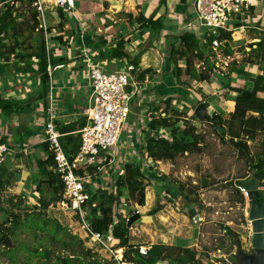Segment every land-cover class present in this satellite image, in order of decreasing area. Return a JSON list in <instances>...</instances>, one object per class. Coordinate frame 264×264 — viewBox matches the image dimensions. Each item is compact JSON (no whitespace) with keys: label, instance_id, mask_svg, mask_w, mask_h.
<instances>
[{"label":"trees","instance_id":"obj_1","mask_svg":"<svg viewBox=\"0 0 264 264\" xmlns=\"http://www.w3.org/2000/svg\"><path fill=\"white\" fill-rule=\"evenodd\" d=\"M0 2L2 3L0 8V56L6 62H8L10 56H13L17 60L29 59L28 61H30L31 59H36V73L40 81V94L38 98L45 99L50 86L47 66L57 63L61 64L63 59H53V52L46 50L44 33L49 34L52 29H56L60 33L64 29L65 18L62 11L59 9V22L56 27L46 28L44 30L40 27L41 23L38 20L39 14L36 11V7L33 6L36 0H0ZM20 6L26 7L28 18L18 11V7ZM126 16L132 26L133 24L137 25L136 30L138 31L150 29V34L152 35L153 33L159 34L164 28L160 17L155 18L153 15L145 17L141 12L136 16L130 13L126 14ZM24 29L36 35L34 39L35 45H29L27 47L28 52L18 50V46L23 45V42L18 39ZM55 38V40L61 41L59 35ZM232 38V34L229 32H221L217 37L205 36L201 39L191 32H184L176 37L175 41L178 45L170 46L167 59V62L174 63L171 77L175 80L176 84L179 86L188 84L187 82L193 79L199 82H208L210 75L206 72L198 73L193 67V58L195 57L205 63L208 61V56L205 53H208V51L212 53L214 40L217 42L225 41V44H229ZM6 40L9 42V45ZM127 42L128 39L124 38L117 40L109 58H126L127 60L128 55L124 52ZM256 45L259 46L260 52L264 51V42L250 44L252 47ZM225 53L227 55L230 54L229 51ZM182 60L184 62L183 70L177 66L178 61ZM131 63L137 67L135 58L131 60ZM207 64L211 68L212 64L209 61ZM234 71L237 74L249 77L247 72L244 73V71L238 69ZM151 72V69L141 71L138 73L137 79L142 81L144 76ZM249 81L253 84L250 89L246 87L232 89L237 95L233 99L234 104L227 118H224L216 112H213L211 115H202L200 118H196L194 114L191 115V118L212 126L213 132L218 136L219 141L224 144H229L235 150L238 157L243 159L247 165V173L240 178L242 180H248L252 173L256 171H263L264 173V98L258 96L259 92L264 91V70L262 74L249 79ZM178 90L180 91L181 89ZM173 99V97H166L164 101L156 104V106L152 105V112L160 111L162 108L160 113L164 117L160 115L155 117L152 113H149L151 119L146 120L148 129L144 132V149L147 157L153 162L172 161L180 154H202L205 149L203 133L198 131L196 126L189 123L186 117H182V113L178 112L175 107H172L171 102ZM203 101L205 102V100ZM22 108L23 105L19 102L0 98V112L5 116L20 112ZM183 110L185 113L189 111L186 106L183 107ZM84 124L85 120L57 128L61 134H65L60 138V142L69 157L76 153L80 142L79 135L77 133L73 134V132L81 129ZM218 128L224 129V132L219 133ZM161 129L168 132L170 140L151 136V131ZM258 136L261 137L259 152L253 155L250 151L249 142L255 141ZM52 163V158L49 156L43 161V167L45 170L47 168L45 178L41 179L34 188V192L38 193L39 205L37 208L42 210H46L50 204L59 200L63 188L58 177L49 169ZM5 169L4 166L0 169V193L10 185L8 178L11 174H6ZM81 171L82 168H79V172ZM151 171V167L147 172L141 171L140 165L135 162L125 163L123 168L114 175L115 192L109 193L104 190H99L92 196L90 210L87 214V221L90 224L91 231L106 234L111 228L113 248L123 249V259L128 263L157 264L158 261L166 260L168 264H201L197 253L193 249L179 245L152 244L145 255L140 254L138 251L139 245L130 242L129 230L125 219L121 217V214L114 213V210L120 205V200L124 195L130 203L144 207L145 188L150 183L149 179L154 177V174L150 173ZM235 181H231L229 185H232L236 194L235 200L244 205V203H248L247 198L243 197L242 193L236 187ZM262 183L260 182L259 185ZM203 186V188L207 186L206 182L203 183ZM181 188L183 189L182 185ZM195 188L193 187L191 191L195 190ZM169 193L173 194L172 192ZM192 194L194 193L190 192L187 195L183 193L182 196L184 199H188L187 201L189 203H194L189 197ZM261 195L264 200V193H261ZM0 211L4 212L2 207H0ZM157 211V208H154L149 212V215H153ZM190 213L194 216L195 212L191 209ZM35 214L37 216L40 215L39 211ZM27 216L25 221L22 222L24 227H26L27 223L33 221L39 230L47 231L52 239L58 238L57 233L59 232L64 236V238L59 240L60 249H62L61 252L55 254L53 250L43 249L35 250L33 255H39L44 259H50L51 255H55V262L57 264H116L115 261L103 259L92 249L86 248L84 242L77 235L70 234L67 228L62 227L58 221L54 219L41 220L39 218L30 220L28 218L31 216ZM12 220L11 227L7 229L2 228L4 226L3 224L0 225V243L8 237L9 233H12V229L20 226L21 223H19L20 218L18 216H13ZM226 232L228 236L235 237V233L230 229L227 228ZM230 244L238 246L240 245V241L238 238H234Z\"/></svg>","mask_w":264,"mask_h":264},{"label":"rangeland","instance_id":"obj_2","mask_svg":"<svg viewBox=\"0 0 264 264\" xmlns=\"http://www.w3.org/2000/svg\"><path fill=\"white\" fill-rule=\"evenodd\" d=\"M89 2L94 5L95 8L93 9H95V13L99 11L95 14L96 20L105 16L106 22L114 26V22L118 26L123 22H129L126 16L127 12L124 10L117 8L118 10L114 13L113 11L115 10L106 12L108 8L106 2L100 0H89ZM97 3L99 4V8L97 7ZM18 11L28 18L25 6L18 7ZM110 14L112 15L110 16ZM38 20L43 26V18L39 16ZM207 31V28H201V35ZM21 34L18 40L22 41L23 45L18 46V50L28 52L27 47L35 45L34 39L36 35L25 29ZM247 35L250 34L245 33L243 38H241L240 31L234 32L232 34V41L229 44H225V41L218 42L212 48V53L210 51L205 53L208 56V61L212 64L211 68L208 67V61L203 63V61L194 57V69L198 73L206 72L210 75L212 81L217 80V75L220 77L221 74L229 76L232 72L236 73L234 70H239V67L245 71L248 68L247 73L249 77H253L251 75L254 73V69H250L247 63L251 67L255 65L263 73L264 51L260 52L259 46L252 47L250 44L263 43L264 40L260 39L262 38L260 33L259 36H251L250 39ZM130 42L129 38L128 44ZM148 45L152 47V41ZM226 51H229L230 54L227 55ZM168 54L169 48H164V57L162 56L164 62L168 59ZM171 66L174 67V63H171ZM177 66H180L182 70L184 69L182 62H178ZM58 73H60V70L52 72L53 80H57ZM189 82L187 83L189 84ZM188 84L180 86H189ZM197 89L193 91L198 93ZM181 90L184 91L178 90V93L175 94L178 103L173 107L182 113V117H187L189 123L196 126L198 131L203 133L205 139L204 152L202 154H180L172 161H160L153 165L154 169L152 168L150 173H153L156 178H150V183L145 188L144 207L131 203L132 207L135 208L137 206L136 210H138L139 219L134 221L129 229L130 242L142 246L164 244L190 248L197 253L201 264H239L242 255L251 256L253 253L250 225L247 217L249 205L247 202L243 205L235 200L236 194L229 183L235 180H242L240 178L247 173V165L243 159L238 157L235 150L229 144L219 141L218 136L213 132L212 126L195 120L191 116L189 117L190 114H193L198 103L208 98L199 92V100L197 98L189 99V97L185 96L188 94L185 92L187 88L181 87ZM77 94L76 92L75 96ZM75 101L77 105L86 106L84 97L81 98V94ZM184 102L189 104V108H193L188 109L191 113H185L186 109H184L185 111L182 109ZM53 104L54 106L63 108V104L60 101L53 99ZM205 105H208V102ZM209 108L208 106L207 114L211 115L214 111ZM42 136L44 138V134ZM132 136L133 134L130 136V139H127L128 144L133 143ZM121 139L126 141L124 132L121 135ZM137 141V144L130 146L135 153L138 150L144 149V145L140 143V140ZM260 143V136L255 141L249 142L250 151L253 155L259 152ZM132 149H129V151ZM124 163L126 161H123L122 164ZM142 163H145V161H142ZM120 164L121 162H117V166ZM146 166L145 164L144 166L142 165L141 171H144L147 168ZM13 171L12 179L9 178L10 185L0 193V207L4 210V212L0 211V225L3 224L2 228L4 229L11 227L13 216H18L20 218L19 223L21 224L12 229V233H9L7 237L10 242L9 246L4 245L3 242L0 243V264H28L29 262V264H57L55 262V255H51L50 259H44L39 255H33V253L35 250L43 249L53 250L55 254L61 252L59 240L64 238L63 234L59 232L57 233L58 238L52 239L47 231L39 230L33 221L27 223L26 227H24L22 222L28 217L27 215L31 216L28 218L30 220L39 218L41 220L54 219L58 221L62 227L67 228L70 234L77 235L84 242L86 248L92 249L103 259L112 260L109 253L99 248L97 243H94L87 237L82 225L69 214L52 205L53 203L46 210L37 208L39 205L38 194L33 191L34 186L30 185L31 173L28 176L23 175L22 179L20 178L18 182H15L14 173L18 170L15 169ZM112 171L107 172L106 176H102L105 179L102 183H106L105 186L108 188L111 186L110 182L114 183L115 172ZM160 181L162 185L158 184ZM204 182L207 184L205 188H203ZM29 185L30 187L27 188ZM193 187L196 188L191 191ZM190 192L194 193L189 196L194 203H189L188 199L186 200L182 196L183 193L187 195ZM154 208H157L158 211L153 215H149V212ZM191 209L195 212L194 216L190 213ZM38 211L40 213L39 216L35 214ZM227 228L235 233V237L228 236L226 232ZM234 238H238L240 245L230 244Z\"/></svg>","mask_w":264,"mask_h":264},{"label":"crops","instance_id":"obj_3","mask_svg":"<svg viewBox=\"0 0 264 264\" xmlns=\"http://www.w3.org/2000/svg\"><path fill=\"white\" fill-rule=\"evenodd\" d=\"M100 1L108 4L106 12L115 10L113 11L114 13L120 9L127 12L126 14L130 13L133 16L141 12L145 17L151 15L155 18L160 17L164 28L159 34L153 33L151 35L150 29L138 31L136 30L137 25L133 24L132 26L130 22H123L119 26L114 22V26L106 22L105 16L96 20L95 14L99 11L95 13V9H93L95 7L89 0H69L70 5L66 3L64 8L59 7L56 4V0H39L43 7L42 16L46 28L56 27L59 22V9L65 18L64 29L60 33L56 29H52L49 33V51L53 52V59L61 58L63 60L61 64L50 65L52 71L48 93H50L52 101L55 99L63 104V108L55 106L61 126L84 121V111L88 107L91 97L87 81V61L103 62L107 64L109 70H116L119 68V64L121 65V62L118 61L119 59L109 58L116 41L120 38H130L132 45L137 44L136 51L128 55L129 60L135 58L137 67L141 71L151 69L152 72L145 75L144 79L140 81H147L146 91L143 92V96L146 95V100L149 102L138 105L140 94L131 101L124 132L126 141L120 139L121 144L125 147L119 153V162L123 163L126 160L121 159H127L126 163H128V161L134 159V157L130 158L128 156L129 152L127 151H129L128 147L138 143L137 140H139L141 133V121L145 119L143 110L145 111L150 105H156L163 98L176 97L175 94L182 87L177 85L171 77V63L167 62V60L164 62L162 58L164 57V48H170L172 45L177 46L178 43H176L175 38L186 32L184 29L185 25L189 21L194 20L193 0H164L163 2H161L162 0ZM251 2L250 15H252L251 18L254 21L253 28L239 30L240 37L243 38L246 33L250 34L247 35L250 39L251 36H259L260 33L263 38L260 39L264 40V0H251ZM97 7L99 8L98 3ZM58 35L61 37V41L55 40ZM151 41L152 47L148 45ZM6 42L7 44L9 43L7 40ZM126 46L127 43L124 52H126ZM28 60H17L10 56L8 62L2 59L0 63V98L16 101L23 105L20 112L11 113L8 116L0 112V142L7 144L11 151L15 152V154L9 153V166L11 168L4 165L6 174H11L9 178L12 179V172L15 169L18 170L14 173L15 182H18L23 175L28 176L31 173L30 185L35 188L37 183L45 178L47 170L42 165L46 152L40 142L44 134L45 110L48 99L47 96L45 99L38 98L40 81L36 73L37 62H35L36 59ZM247 64L250 69H254V73L251 75L253 77L251 78L262 74L261 69L255 65L251 67L249 63ZM56 66L60 67L52 69ZM239 68V70L244 72L248 71V68L246 71L241 67ZM55 70H60L57 80H53L52 72ZM216 77L217 80L212 81L210 79L209 82H201L202 87L199 86L197 90L208 98L204 99L208 102L206 111L209 106L212 111L227 118V114H229L234 104L233 99L237 95L232 89L243 87L250 89L253 84L249 81L251 78L248 76L234 72L229 76L221 74L220 77L218 75ZM192 91H185L186 94L188 93L185 96L189 97V99L197 98L199 100L200 97L198 96L200 93ZM76 92L78 93L77 96H75ZM80 94L81 98L84 97L86 106L75 104V99L79 98ZM258 96L264 98V91L259 92ZM132 134L133 143L128 144L127 139H130ZM141 142L143 140L140 139ZM23 149H26L27 152L23 153ZM132 151L134 150L132 149ZM141 159H143V156H141ZM156 163L159 162L150 161L149 167L153 168ZM124 164L120 165V167L122 166L123 168ZM153 178H156V176ZM158 184L162 185L161 181ZM261 185H264V181Z\"/></svg>","mask_w":264,"mask_h":264},{"label":"built area","instance_id":"obj_4","mask_svg":"<svg viewBox=\"0 0 264 264\" xmlns=\"http://www.w3.org/2000/svg\"><path fill=\"white\" fill-rule=\"evenodd\" d=\"M69 3V0H56V4L64 8L65 4ZM70 5V3H69ZM2 3L0 2V8ZM38 12V17H42L43 7L39 0H36L34 5ZM252 6L251 0H193L194 20L189 21L185 25V31L191 32L195 36H213L217 37L221 32H229L233 34L239 30H246L253 28V19L250 16ZM44 30L46 29L44 24L40 25ZM207 28L208 31L201 35V28ZM214 30V31H211ZM49 34L44 33L46 50L49 51ZM217 41L214 40V45H217ZM130 45V46H129ZM136 45H132L131 42L126 46V54H132L136 51ZM1 51V50H0ZM121 62L119 68L116 70H109L107 64L99 61H87V81L91 89V95L94 94L93 106L89 105L84 111V126L76 131L79 135V147L76 153L72 156H67L63 146L60 142V138L65 134H61L58 131V127L62 124L58 120V114L52 101L50 93L47 95L48 104L45 110V122H44V138L40 144L45 148L46 156L44 160L49 156L52 158V166L49 168L58 177L62 183L63 188L60 193L58 201L52 205L60 208L61 211L69 214L79 224L82 225L89 237L94 243H97L99 248L104 249L112 257V260L116 264H132L123 259V249L113 248V236L110 231L106 234H100L91 231L90 224L87 221V214L90 210V200L99 190L107 191L109 193L115 192V185L110 182V188L106 187L102 182L105 180L102 176H106L107 172L113 170L115 175L121 170L122 166H117V162L120 161V154L123 147L121 144V135L125 132V125L128 120L131 101L138 97V105H143L149 102L146 100V95L143 96L147 81L140 82L137 79L138 73L141 71L139 67H135L131 60L121 58L118 60ZM2 58L0 56V63ZM35 62H37L35 60ZM178 62H183L178 61ZM60 66L53 67L59 68ZM180 67V66H179ZM51 66H47V73L51 76ZM201 82L193 79L189 82V86H182L189 90H196L199 88ZM171 102L172 107L177 104L176 97ZM163 98L161 101H164ZM159 101L156 104H159ZM204 103V101L200 102ZM156 106V105H155ZM188 109L189 104L184 102L183 107ZM152 105H150L145 111L143 108L144 121H141V133L139 140L145 139L144 132L147 131L146 120H150L149 113H152L155 117L163 116L160 111L152 112ZM181 109V110H182ZM191 113V111H188ZM192 114L189 115V117ZM210 115V114H209ZM164 117V116H163ZM187 119V117H186ZM151 136L162 137L170 140V135L166 130L151 131ZM1 140V139H0ZM143 145L145 143L141 142ZM128 149H132L128 147ZM23 153L27 150L23 149ZM9 153L15 154V152L7 146V144L0 142V169L7 165L9 166ZM128 156L133 160L128 162H135L147 167L144 172L149 170L150 158L147 157L145 149L138 150L137 153L129 151ZM140 156V158H139ZM143 156V159H141ZM127 161V159H124ZM145 161V163H142ZM79 168L82 171L79 172ZM91 169V170H90ZM104 186V187H103ZM243 197H247V192L238 188ZM258 190L260 193H264V185H259ZM162 192V191H161ZM124 195L120 200V205L116 207L114 213L121 214V217L125 219L126 223L129 218L138 213L137 206L132 207L131 203L126 200ZM131 206V207H130ZM116 219V218H115ZM131 225L128 226V230ZM140 254L145 255L150 246H138ZM157 264H168V261H158Z\"/></svg>","mask_w":264,"mask_h":264},{"label":"water","instance_id":"obj_5","mask_svg":"<svg viewBox=\"0 0 264 264\" xmlns=\"http://www.w3.org/2000/svg\"><path fill=\"white\" fill-rule=\"evenodd\" d=\"M94 94L91 95L89 100V107L93 106ZM206 106L204 103H199L194 109L196 118L206 115ZM219 133H223L224 129L218 128ZM263 171L253 172L248 180H237L235 185L237 188H242L247 192L248 209V222L251 232V248L252 255L241 256L239 264H264V200L258 190L260 182L263 181ZM139 219V214L131 216L127 222V227L134 221ZM3 244L9 246V239L5 238Z\"/></svg>","mask_w":264,"mask_h":264},{"label":"clouds","instance_id":"obj_6","mask_svg":"<svg viewBox=\"0 0 264 264\" xmlns=\"http://www.w3.org/2000/svg\"><path fill=\"white\" fill-rule=\"evenodd\" d=\"M263 181H264V180H263ZM263 181H262V182H263Z\"/></svg>","mask_w":264,"mask_h":264}]
</instances>
